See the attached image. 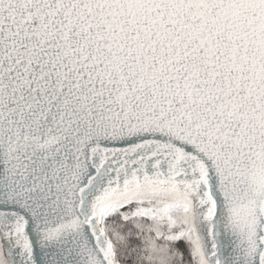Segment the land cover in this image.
I'll list each match as a JSON object with an SVG mask.
<instances>
[{
	"label": "snow or ice",
	"instance_id": "6c2138e0",
	"mask_svg": "<svg viewBox=\"0 0 264 264\" xmlns=\"http://www.w3.org/2000/svg\"><path fill=\"white\" fill-rule=\"evenodd\" d=\"M0 264H264V0H0Z\"/></svg>",
	"mask_w": 264,
	"mask_h": 264
}]
</instances>
